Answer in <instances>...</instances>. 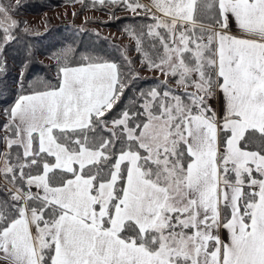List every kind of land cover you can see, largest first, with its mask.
Returning a JSON list of instances; mask_svg holds the SVG:
<instances>
[{
	"label": "snow or ice",
	"instance_id": "1",
	"mask_svg": "<svg viewBox=\"0 0 264 264\" xmlns=\"http://www.w3.org/2000/svg\"><path fill=\"white\" fill-rule=\"evenodd\" d=\"M97 4L139 20L123 31L164 79L72 47L54 79H18L0 264H264V0ZM20 5L0 2L3 68Z\"/></svg>",
	"mask_w": 264,
	"mask_h": 264
},
{
	"label": "trees",
	"instance_id": "2",
	"mask_svg": "<svg viewBox=\"0 0 264 264\" xmlns=\"http://www.w3.org/2000/svg\"><path fill=\"white\" fill-rule=\"evenodd\" d=\"M0 2L9 3L14 0H0ZM67 4H78L77 12L88 9L109 14L111 12L110 9H101L98 4L93 7L91 0H84V3L79 0H21L18 13L14 18L27 23L29 15H40ZM119 12L122 14L116 15L119 18L116 20L112 17L107 20L90 17L82 23H56L38 31L29 30L25 23L19 30V39L7 49L6 68L0 67V110L9 107L14 102L19 90L18 79H23L25 84L34 82L36 78L54 79L57 64L54 56L65 47H72L80 53L100 55L116 61H120L122 53L127 52L128 57L135 61L134 67L140 70V75L144 78L137 81L138 85L145 88L152 86L154 79L159 75L143 73L145 69H141L138 54L134 51V41L122 43L105 34L100 28V26L113 28L129 37L123 29L133 26L139 20L134 22L130 13L117 10L116 14ZM25 29L28 31L25 32ZM21 72L24 73L23 77H21ZM159 79L164 78L159 76ZM128 102L125 100V103ZM2 183L0 181V185Z\"/></svg>",
	"mask_w": 264,
	"mask_h": 264
},
{
	"label": "rangeland",
	"instance_id": "3",
	"mask_svg": "<svg viewBox=\"0 0 264 264\" xmlns=\"http://www.w3.org/2000/svg\"><path fill=\"white\" fill-rule=\"evenodd\" d=\"M78 4H67L62 7H58L49 11H46L39 16H28V20L26 23V27H28L31 31H38L40 29H44L52 24L62 23V22H77L82 23L87 18H100L103 20H107L111 17L109 13L96 11L93 9L84 10L81 12H77ZM122 14L121 12L116 15ZM105 34L113 37L114 39L125 43L132 41L131 38L125 36L123 32H120L113 28H103L100 26ZM143 73L146 75H159L158 73L151 72L148 70H143ZM163 77V76H162ZM164 78V77H163Z\"/></svg>",
	"mask_w": 264,
	"mask_h": 264
},
{
	"label": "crops",
	"instance_id": "4",
	"mask_svg": "<svg viewBox=\"0 0 264 264\" xmlns=\"http://www.w3.org/2000/svg\"><path fill=\"white\" fill-rule=\"evenodd\" d=\"M30 16H33V17H35V16H39V15H29V17H30Z\"/></svg>",
	"mask_w": 264,
	"mask_h": 264
}]
</instances>
